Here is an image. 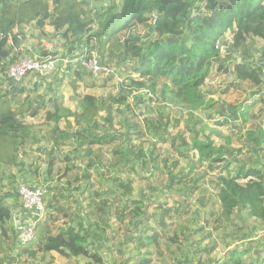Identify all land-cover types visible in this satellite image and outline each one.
<instances>
[{
    "label": "trees",
    "instance_id": "1",
    "mask_svg": "<svg viewBox=\"0 0 264 264\" xmlns=\"http://www.w3.org/2000/svg\"><path fill=\"white\" fill-rule=\"evenodd\" d=\"M28 27L38 32L34 44L27 42ZM46 27L52 29V37L65 41L68 52L79 49L82 57L94 58L100 68L112 63L113 69L121 73L129 72L120 84V93L105 97L86 94L79 98L76 110H72L46 92V100L40 95L32 97L43 86L46 75H34L37 79L31 88L25 86L23 80L9 78V68L22 58L55 56L54 51L41 45V39L51 37L46 33ZM226 34L231 35L227 40L229 54H237L239 60H230V56L223 58L215 49L216 42L225 44ZM253 40H259L264 45V0H0V169L23 166L19 159L22 154L26 155L25 146L40 144V132L27 119L42 115L43 124L49 128L43 138H47L51 146L43 174L48 184L42 189L44 201L48 198L47 214L42 220L32 219L36 222L29 242L18 246V233L10 227L13 207L22 209L16 189L13 194L0 196V264H22L23 258V264H28V260L30 264H54L52 257L46 258L51 253L68 260L89 257L99 263L101 257L97 247L106 237L105 230L96 221L97 214L106 216L108 213L119 222L129 218L131 222L139 219L140 224H144L135 240L134 254L122 264H150V257L158 244L157 229L165 228V219L170 218L171 209L159 206L158 213L149 219L145 217L141 200L130 201L132 207L128 209L125 198L132 192L130 183L114 182V186L122 190L124 199L105 198L84 219L76 215L72 224L55 227L52 233L61 212L58 203L72 196L66 194L67 187L53 184V166L57 161L54 154L69 144L71 150L64 156L65 162L83 163L88 159L81 179L71 176L66 183L71 187L75 182L84 181L78 186L82 189L80 196H84L91 188L90 170L105 168V171L118 173L133 168L139 160L141 149L135 155L133 151L136 147L132 143L135 137L141 139L144 132L134 122V117L140 116L127 103L132 92L147 91L153 96L158 92L162 99L176 105L190 110H205L213 104L202 88L210 69L216 66L218 72L232 74L238 82L253 85L256 89L254 95L264 101V49L255 51L260 53L256 57L250 51ZM72 65H68L67 69ZM85 79H88L85 83L87 89H103L106 86V79L101 74L94 78L76 64L73 78L69 81L74 93L78 82ZM48 91L56 94L55 90ZM250 107H230L228 113L222 109L220 115L223 121L217 124L226 125L238 119L245 122ZM116 117L120 118L119 126L125 133L115 134ZM163 120L162 113L160 121L142 119L145 132L162 142L166 140L165 131L169 124L167 119ZM62 121L67 125L66 129L59 128ZM246 138V146L255 154L250 166L246 164L249 157L234 160L232 154L227 158V149L210 142L195 138L190 144L182 141L186 151L181 152L180 157L187 160L189 172H174L176 161L167 171L165 189L169 193L174 190L172 194L177 196L192 192L194 186L188 185V175L207 163L211 170L220 169L214 187L217 190L218 213L224 221H230L237 211L264 221V132L258 128L248 132ZM116 144L119 146L112 149L110 158L104 161L96 156L93 158L94 147ZM189 151L197 155L196 160L188 157ZM228 151L240 155V150ZM78 168H81L80 165L72 164L66 172L68 174V171ZM26 175L30 179L33 174L24 172L23 177L26 178ZM9 178L13 183L15 176L10 174ZM150 178L140 176V179L146 180L147 188L151 186ZM94 194L98 197L97 193ZM103 196L115 198L113 191L109 190H104ZM150 197L157 200L159 195L152 193ZM7 199L13 200V204L8 205ZM90 215L95 219L92 220ZM249 253L248 248H234L228 252L224 264H244V257ZM255 254L256 262L261 261L260 250Z\"/></svg>",
    "mask_w": 264,
    "mask_h": 264
},
{
    "label": "rangeland",
    "instance_id": "2",
    "mask_svg": "<svg viewBox=\"0 0 264 264\" xmlns=\"http://www.w3.org/2000/svg\"><path fill=\"white\" fill-rule=\"evenodd\" d=\"M26 29V35L29 38L27 42L34 44L38 39V32L34 28L28 27ZM45 31L51 37L41 39V45L50 51H54L55 56L53 57H56L58 62L56 70L46 75L47 78L43 82V86L36 95L33 94V98L40 95L46 100L47 93L58 98L63 105L76 110L79 98L86 94L105 97L107 95L116 96L120 93V84L123 79L128 77L129 72L121 73L115 68V74L112 76H102V78L106 79V86L103 89H87L85 83L88 82V79H85L84 82H78L76 93H74L69 86V81L73 78L75 64L72 65V68L67 69L70 64H64L63 61L66 59L72 61L75 58L82 57V52L79 49L68 52V47L64 44L65 41L52 37L51 28L46 27ZM225 36L227 38L224 42L225 44L220 42L225 45L220 55L223 58L230 56V60H239L237 54H229L227 40H230L231 35L226 34ZM263 49V43L259 40H253L250 51L256 57L260 53L255 51L260 52ZM110 64H107L106 67L113 68V64ZM36 79L33 74H30L22 80L25 86L31 88ZM48 89L55 90L56 94H53L54 91H48ZM202 90L205 92L207 99L211 100L213 104L211 108L205 110H190L189 108L176 105L170 100L162 99L158 92L154 96L147 91L132 92L127 99V103L140 116L139 118L134 117V122L137 123L139 130L144 132L141 139L135 137L132 143L136 147L133 151L135 155H138L137 151L141 149L139 160H137L136 164H133V168H126V170L118 173L105 171V168L90 170L89 183L91 188L85 192L84 196H80L82 189H78L79 184L84 181L75 182L71 187H68L66 183L71 176L81 179L88 159H85L83 163L78 161L65 162L64 156L68 155V151L71 150L69 144L62 146L59 152H55L54 155L57 161H55L53 166V184L67 187L66 194H71L72 196L67 199L63 198L58 203L61 212L58 215L59 221L52 227V233L55 232V227L66 225V223L72 224L71 221L75 219L76 215L84 219L85 215L89 212L92 213L94 206L105 198L118 200L121 197L124 199L125 197L121 193L122 190L114 186L115 181H122L123 183H130L132 187L131 194L125 198L127 199L128 209L132 207L130 201L141 200L147 219L154 213H158L159 206L171 209L170 218L165 219V228L162 230L157 229L159 239L156 245L157 248L150 257V264H224L228 252L239 247L248 248L250 251L244 257V264H264V221L253 219L246 212L237 211L233 213L230 221L226 222L218 213L219 203L214 183L220 173L219 168L211 170L207 163H203L196 170H193L187 177L188 185L194 186L192 192H187L186 194L183 192L180 196H177L172 194L174 190L169 193L165 189V185L168 183L167 171L176 161L174 172L180 171L183 174L189 172L190 165L187 160L180 157V153L186 151V146L183 142L190 144L193 138L227 149V158L232 154L234 160L249 157V162L246 163L247 166H250L252 161H254L255 154L250 151L249 146H246V135L248 132L257 131L258 128H261L264 132V101L254 95L256 89L249 83L238 82L232 74L218 72L217 67L214 66L210 69L209 76L205 80ZM246 106L251 107L248 108L245 122L238 119L226 125H220L223 121L220 115L222 109H225V112L228 113L230 107L244 108ZM120 109L123 108L120 107ZM161 113L164 117L163 121H166V119L169 121L165 131V135H167L164 142L159 141L158 137L154 138L152 134L145 132L142 125L143 117L160 121ZM126 114L130 115V112H126ZM26 121L37 127L40 132L38 135L41 139L40 144H27L25 146L26 155L22 154L19 159L23 166L0 169V196L5 193L13 194L14 189L17 191L18 185L22 183L30 187L36 186L41 190L45 189L48 184V181L44 180L43 174L49 161L48 151L51 146L48 144L47 138L43 137L47 136L49 128L43 124L42 115ZM69 121L72 122L71 119ZM119 123L120 118H114L116 135L125 133ZM59 128L66 129V123L60 122ZM117 146L119 145L94 147L93 158L96 156L101 161H104L110 158L112 149ZM228 149L240 150V155H236L234 152L230 153ZM187 154L189 158L196 160L197 155L193 151H189ZM72 164H78L81 168L68 171L67 174L66 169ZM24 172L32 173L33 175L30 179H28L27 175L24 178ZM10 174L15 176L13 183L10 182ZM140 176H151V186L147 188L146 180L140 179ZM104 190L113 191L115 198L104 197ZM94 193H97L98 197ZM152 193L159 195V198L153 200L150 197ZM47 201L48 198L45 199L43 217L47 214ZM75 201H78L79 204H76ZM13 202L10 199L6 200L8 205H12ZM123 202L125 201L123 200ZM97 216L98 220L96 221L105 230L106 237L97 247L101 262L95 263L89 257H78L68 260L56 253L48 254L46 258L52 257L54 264H122L127 257H132L135 249V240L139 235V229L144 224H140L139 219L131 222L129 218H126L124 222H119L114 215L109 213L106 216L102 214H97ZM90 218L92 220L95 219L91 215ZM13 220L28 224L32 217L24 213L21 208L13 207ZM147 222L149 223L150 221L147 220ZM12 223L13 221L10 223V227L13 229ZM136 226L139 228H136ZM7 245L11 247L10 244ZM259 250L262 259L256 262L255 252ZM23 263L24 258L22 259ZM26 263L30 264V261L28 260Z\"/></svg>",
    "mask_w": 264,
    "mask_h": 264
},
{
    "label": "built area",
    "instance_id": "3",
    "mask_svg": "<svg viewBox=\"0 0 264 264\" xmlns=\"http://www.w3.org/2000/svg\"><path fill=\"white\" fill-rule=\"evenodd\" d=\"M223 44L220 42L215 43V49L220 53L223 49ZM58 59L56 57L50 56L40 59H29L22 58L18 62L14 63L8 71V77L14 81H20L27 77L30 74L37 75L38 77H43L55 70L57 67ZM64 64H77L82 67L84 70L88 71L93 75L94 78H97L99 74L101 76L110 77L115 74L113 68L104 67L100 68L94 58L86 59L85 57L75 58L72 61L67 59L63 61ZM17 195L22 211L29 214L32 219L39 221L42 219L45 213V201L44 193L40 188H30L27 184H19L17 188ZM13 228L18 233L19 236V245L29 242L33 235V226L35 222L32 220L30 223H22L16 220H13Z\"/></svg>",
    "mask_w": 264,
    "mask_h": 264
}]
</instances>
